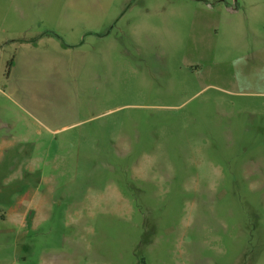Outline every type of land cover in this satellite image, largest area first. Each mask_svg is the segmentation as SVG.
I'll list each match as a JSON object with an SVG mask.
<instances>
[{
    "label": "rangeland",
    "instance_id": "1",
    "mask_svg": "<svg viewBox=\"0 0 264 264\" xmlns=\"http://www.w3.org/2000/svg\"><path fill=\"white\" fill-rule=\"evenodd\" d=\"M0 264H264V0H0Z\"/></svg>",
    "mask_w": 264,
    "mask_h": 264
},
{
    "label": "trees",
    "instance_id": "2",
    "mask_svg": "<svg viewBox=\"0 0 264 264\" xmlns=\"http://www.w3.org/2000/svg\"><path fill=\"white\" fill-rule=\"evenodd\" d=\"M11 63V61L8 63V65Z\"/></svg>",
    "mask_w": 264,
    "mask_h": 264
}]
</instances>
